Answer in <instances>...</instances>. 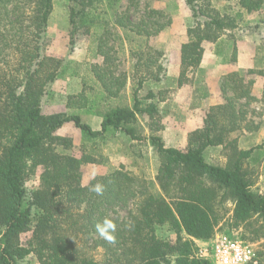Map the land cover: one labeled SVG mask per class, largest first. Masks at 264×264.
Returning a JSON list of instances; mask_svg holds the SVG:
<instances>
[{
	"label": "trees",
	"instance_id": "trees-1",
	"mask_svg": "<svg viewBox=\"0 0 264 264\" xmlns=\"http://www.w3.org/2000/svg\"><path fill=\"white\" fill-rule=\"evenodd\" d=\"M137 1L129 3L135 5ZM184 1L193 23L179 46L178 87L188 83V72L199 66L204 41L218 40L235 26L243 12L264 9V0H236L239 9L229 15L220 14L209 0ZM116 2L108 1L107 5ZM104 4V0H69L70 45L79 28L87 32L102 22L95 12ZM51 11L52 0H0V264H16L29 254H34L39 264H208V259L196 254L197 241L208 242L219 230L225 215L222 204L227 199L233 202L231 227L240 230L236 236L248 243L264 240V193L251 189L243 167L253 147L238 148L237 137H231L240 128L245 112L235 108L230 97L208 108L203 125L189 132L185 149L165 146L159 135L150 133L149 142L161 158L155 181L139 180L119 164L95 175L87 184L81 182L82 163L107 165L109 160L91 150L80 158L59 151L72 144L69 137L56 134L63 124L72 122L88 140L103 139L109 127L143 140L134 125L137 116L145 114L152 119L158 109L155 102L146 101L155 97L154 92L137 95L142 84L138 81L131 105H113L101 113L98 130L78 114L43 113L41 102L63 62L45 52ZM146 12L150 16L162 14L153 8ZM122 20L118 18L115 24L125 28ZM141 24L133 30L144 35H156L165 26L152 19L150 32ZM97 42L95 56L102 57L103 65L113 63L105 36L98 35ZM236 49L234 45V57ZM156 55L162 51L148 53L147 64L154 63ZM106 70L110 85L102 83L105 99L112 95V88L117 95L126 83L124 77ZM252 73L264 76V67L247 69L246 74L228 72L221 83L222 92L231 91L234 98L246 102L255 99L254 79L246 76ZM87 103L82 92L66 97L67 107L84 108ZM218 145L228 150L225 166L204 159L203 151ZM38 165L42 167L40 182L28 199L25 181ZM97 182L104 186L102 195L90 191ZM130 199L132 210L117 223L109 210ZM104 218L117 226L114 243L96 231V224ZM163 225L174 232L173 241L156 234V227ZM28 231L29 236L22 241L21 233ZM98 249L100 256L95 257ZM255 252L256 264H264V250L255 248Z\"/></svg>",
	"mask_w": 264,
	"mask_h": 264
},
{
	"label": "rangeland",
	"instance_id": "rangeland-1",
	"mask_svg": "<svg viewBox=\"0 0 264 264\" xmlns=\"http://www.w3.org/2000/svg\"><path fill=\"white\" fill-rule=\"evenodd\" d=\"M108 1L112 0H104L105 4L95 12H99L101 17L99 21L102 22L90 27L87 32L84 28H79L78 32L74 34L73 45H70L69 0H52V11L45 32L47 41L45 52L61 58L63 62L58 77L43 97L42 112H64L60 110L66 93L82 92L88 103L86 107L80 110L82 113L80 118L86 122V119L91 117L90 115L96 112L101 114L113 105H131L133 90L137 87L138 81H141L142 84L137 95L142 97L148 91L154 92L155 97L146 101L156 103L158 114L152 119H149L145 114L137 116L134 125L144 138L136 141H133L134 139L121 132L120 129L110 127L105 132L103 139L91 140L82 138L80 130L72 122L59 128L56 134L67 136L72 142L68 148H59V151L80 158L83 152L91 150L109 160L107 165L91 162L82 163L79 169L81 182L87 184L95 175L104 174L119 164H122L139 180L155 181L161 158L149 142L150 133L159 135L162 139L161 134L166 131L164 128L168 123L166 110L173 112L172 120L175 123L181 125L186 123L185 119L189 118L187 116L190 113H195L191 110L194 107L193 104L196 103L195 101H198L196 97L209 93V96H214L215 99V103L211 105L223 103L225 97H230L235 108H241L245 112L244 119L239 121L240 128L232 132L231 137L237 136V146L241 148L238 144V137L244 134L241 128L251 132V138L246 140L245 145L249 148L253 147V150L250 157L243 161V167L248 171L251 189L258 194L264 193V76L260 75L263 82L257 86L258 89L256 88L258 96H254L255 99L246 102L245 99L234 98L231 91L224 90L222 92V80L230 71H224L222 68L218 74V81L214 79V76L212 77L214 84L210 86L215 85L216 92L214 93L208 91V88L211 89L212 87L208 86L207 75L205 73L196 74L195 69L194 72H188L190 81L186 83L192 88L194 97L189 103L174 101V96L179 92L177 86L179 68L174 70V52L179 50L180 44L187 39V27L193 23L190 8L184 0H138L135 5L130 4L129 0H116L114 6L107 5ZM209 3L220 14L233 15L239 9L236 0H209ZM147 8L157 9L162 14L161 16L158 14L150 16L146 12ZM118 18H122V21L126 22L125 28L115 24ZM152 19L156 20L157 24H165L164 28L156 35H144L143 31L139 34L133 30L142 22L143 29L151 32L153 27L148 26V24ZM98 35L105 36L109 56L113 57V63L103 65L102 57L95 56L94 51L98 43ZM207 42L205 46L220 56L219 62L223 65L234 64L236 61V53L234 57L232 51L233 46H236L237 43L243 42L241 45L247 51L250 47H254L256 56L252 69H262L264 67V9L251 13L243 12L241 17L236 20L233 28L227 30L215 42ZM154 49L162 51V55H156V61L147 64V55L153 53ZM135 63L137 66L134 65ZM210 63H214V61H210ZM106 68H109L113 75L124 77L126 83L117 95H114L112 88V95L105 99L106 95L102 83L104 81L107 87L110 85V76L109 72H106ZM246 70L239 71V73L246 74ZM95 71L102 74L100 79ZM246 76L247 78H254L257 75L252 73ZM216 84L219 85V89L216 88ZM181 94L188 97L189 91H183ZM211 105L204 110L202 125L205 114ZM198 119L200 121V116ZM184 127L185 125L177 129H184ZM189 132L185 139L184 133L176 132V142L169 140V134L173 132H168L163 143L165 146L169 143H176V148L185 149ZM173 135L175 136V133ZM219 146L207 147L203 151V156L209 163L225 166L228 161V156H226L228 150ZM41 172L42 167L38 165L27 177L25 181L26 198L29 199L31 190L38 186ZM222 205L225 215L219 224V230L239 235L240 230L231 227L233 202L227 199ZM131 210L132 200L130 199L110 209L109 215L117 223H122ZM241 230L243 231L242 228ZM29 234V231L21 233V240L24 241ZM156 234L170 241L175 239L174 232L167 225L157 226ZM197 243L201 244L198 241ZM252 244L256 249L264 250V240ZM100 251V249L96 250L95 257L100 256ZM16 264H39V262L34 254H29Z\"/></svg>",
	"mask_w": 264,
	"mask_h": 264
},
{
	"label": "crops",
	"instance_id": "crops-1",
	"mask_svg": "<svg viewBox=\"0 0 264 264\" xmlns=\"http://www.w3.org/2000/svg\"><path fill=\"white\" fill-rule=\"evenodd\" d=\"M207 43H208L207 41L203 42L204 51L202 54L201 62L199 64V66L196 68V74L205 73L208 77V79L206 80V81H208L207 82L208 86L214 84V82L212 80L213 76H214V79H217V81H218V79H219L218 74L222 70V68H224V71H231V70L245 71L247 68H252L254 66V59L256 56L254 47H250V49L247 51L241 45V43H243V42L237 43L236 44V48H237L236 49V61L234 62V64H230V65L224 64L223 65L219 62L220 56H218V54H216L213 50H211L210 48H207L205 46ZM210 61H214V63H210ZM179 65H180V51L176 50L174 52V70L178 69ZM217 76H218V78H217ZM253 79H254V83L252 85V94L254 96H258V91L256 90V88L259 84H261L263 82V80H262L260 75L255 76ZM216 86H217L216 88L219 87V85H217V84H216ZM211 87L212 86H210V88ZM178 91L179 92H177L176 95L174 96V101L177 100V102H180V103H185V102L189 103L190 100H192V97H194V95L192 93V88L189 85H187L186 83L179 86ZM183 91L184 92L189 91L188 97L181 94ZM208 91L215 93L216 92L215 85L211 89L208 88ZM70 94H72V93L71 92L66 93V96L62 100V109L60 111L68 112L70 114H78L81 117L82 113L80 110L82 108H74V107H67L66 106V97ZM73 94H77V91H75ZM199 96L196 97V98H198L197 99L198 101H195L196 103L193 104L194 107L191 110V111H194L195 113L194 114L190 113L189 116H187L189 118L185 119L186 123H183L182 125L178 124L177 122L175 123L172 120V118L174 117L173 116L174 114H172L173 113L172 111H167V110L165 111V113L167 115L168 123H166V127L164 128V129H166V131H164L161 134L162 141H165L168 132L169 133L173 132L172 134H169V136H170L169 140H171V142H176V139H177L176 132L180 131V133H182V134L184 133V139H185L186 135L189 131L202 126L201 123H202V115L204 113V110L209 105L215 103L214 102L215 99H214V96H209V93L205 94V95L202 94V96H200V97ZM163 102H166V101H163ZM96 113L90 115L91 117H89V119H86V122L93 129L98 130V129H100V126H101V116L98 112H96ZM187 114H185V115H187ZM199 116H200V121L198 119ZM67 123H69V122H66L65 124H67ZM65 124H63L61 127H63ZM184 125H185L184 129H180V130L177 129L180 126H184ZM241 129H242L241 131H243L244 134H241L238 137V144L241 146V148L247 149L249 147L245 145V142L247 139L251 138V132L244 130V128H241ZM174 133H175V136L173 135ZM232 136H236V135H232ZM133 141H136V140H133ZM167 146L177 147V144L176 143H169V144H167ZM219 147H221V145ZM100 167H102V166H100Z\"/></svg>",
	"mask_w": 264,
	"mask_h": 264
},
{
	"label": "built area",
	"instance_id": "built-area-1",
	"mask_svg": "<svg viewBox=\"0 0 264 264\" xmlns=\"http://www.w3.org/2000/svg\"><path fill=\"white\" fill-rule=\"evenodd\" d=\"M197 256L208 264H256L255 247L235 234L217 230L208 242L199 244Z\"/></svg>",
	"mask_w": 264,
	"mask_h": 264
},
{
	"label": "clouds",
	"instance_id": "clouds-1",
	"mask_svg": "<svg viewBox=\"0 0 264 264\" xmlns=\"http://www.w3.org/2000/svg\"><path fill=\"white\" fill-rule=\"evenodd\" d=\"M90 191L96 193L97 195H102L104 186L103 184L97 182L95 185H92L90 187ZM96 231L102 239L110 243L115 242V233L117 231V226L112 220L104 218L102 222L96 224Z\"/></svg>",
	"mask_w": 264,
	"mask_h": 264
}]
</instances>
